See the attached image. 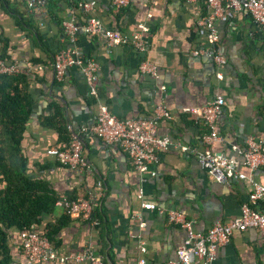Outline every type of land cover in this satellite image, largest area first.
<instances>
[{"label":"crops","instance_id":"0c3cea01","mask_svg":"<svg viewBox=\"0 0 264 264\" xmlns=\"http://www.w3.org/2000/svg\"><path fill=\"white\" fill-rule=\"evenodd\" d=\"M43 1L39 11L30 12L26 0H0V56L26 73L34 100L21 142L27 175L49 183L58 200L98 197L100 208L94 214L96 228L66 217L55 206L35 230L43 234L48 224L65 222L54 238L59 257L88 251L105 264L176 262L184 232L171 226L165 214L178 211L196 232H206L238 217L242 206L249 205L250 182L219 184L195 158H186L172 147L157 154L150 168L153 178L149 173H137L118 146L105 144L89 130L98 104L107 105L118 119L151 118L155 107L161 105L171 119L158 121L157 135L198 153L234 158L238 173L263 182L264 170L251 171L232 147L243 149L248 138L264 143V29L246 11L215 18L218 47L227 61L219 79L211 58L192 54L208 47L197 25L209 13L204 0H128L120 10L112 7L111 0ZM91 1L96 4L93 12L77 8ZM91 17L104 28L121 32L129 45L109 49L103 38L86 35L83 28ZM65 21L79 28L71 45L62 34ZM140 27L147 33L141 34ZM139 35L148 43L145 56L130 45ZM66 49L98 64L97 99L89 96L88 83L77 67L67 69L60 82L54 79L53 56ZM144 57L156 65V77L139 72ZM217 95L224 98L215 122L220 139L207 145L208 128L185 110L204 107ZM51 104L60 108L68 139L75 136L82 141L88 170H71L46 155L48 148L65 146L55 129L44 124L54 113ZM146 204L154 210H142ZM253 209L264 210V200ZM136 217L143 228L139 229ZM19 234L17 229L9 232L10 264H27ZM140 246L144 254L138 252ZM64 264L88 263L69 259ZM213 264H264V232L235 233L229 244L218 250Z\"/></svg>","mask_w":264,"mask_h":264},{"label":"built area","instance_id":"2783aa9c","mask_svg":"<svg viewBox=\"0 0 264 264\" xmlns=\"http://www.w3.org/2000/svg\"><path fill=\"white\" fill-rule=\"evenodd\" d=\"M147 3L157 0H144ZM192 2L195 0H185ZM209 13L201 18L197 25L203 30L206 50L193 51V56L205 55L211 58L218 71L216 76L221 79L223 69L226 65V57L220 52L218 43L219 36L214 28L215 18L223 17L224 13L246 11L253 21L264 29V0H204ZM128 0H111L113 8L120 10L125 8ZM28 11L37 12L44 6L43 0H26ZM95 2L78 4L77 8L84 13L93 12ZM62 34L68 44H73L79 28L72 21H65L61 24ZM141 34L147 33V29L140 27ZM83 32L88 36H98L104 39L109 49L129 45L128 39L118 30H109L103 27L100 21L89 18L83 28ZM132 48L141 56H145L148 51V43L141 35L130 41ZM77 67L84 75L88 86V94L95 99L98 98L99 66L91 59H83L76 55L71 49H66L53 56L52 68L54 79L60 82L67 69ZM141 74L156 77L157 67L146 57L142 59L138 66ZM21 72L16 63H8L0 58V76L17 75ZM224 98L217 95L209 100L204 107L185 110L190 115L195 116L209 130L204 142L210 145L219 141L216 132L215 122L222 113ZM168 111L161 105H157L151 118L143 119H118L105 104H98L95 123L89 128L92 134L108 145H116L127 156L132 168L139 174L149 173L153 178L155 173L150 170L156 162L159 152L168 148H176L180 154L186 158H195L200 168L211 175L219 184H227L232 180L249 181L251 192L249 195V205L241 208L240 215L226 224H216L206 232L198 233L194 230L192 222L188 221L184 215L178 211H170L165 214V219L171 226L178 227L184 232V239L176 251V262L169 264H213L218 250L229 244L235 233H246L250 230L264 232V210L257 211L253 206L264 200V179L257 182L251 176L237 172V162L234 158H227L221 154L198 153L192 151L188 146L173 143L166 136L157 135V123L159 120H170ZM232 149L241 155L244 164L251 171L261 168L264 170V143L261 140L248 138L243 149L233 146ZM83 144L77 137H72L64 147H52L46 150V155L53 158L58 164L71 170H88L89 165L82 157ZM55 206L60 207L69 218L79 219L90 226L98 227V221L94 214L100 208L98 197L88 196L87 198L57 200ZM142 210L153 211V205H142ZM136 222L139 219L136 217ZM138 227L143 228V223L138 222ZM20 249L27 264H64L71 259L74 262H87L88 264H105L101 258L94 256L91 252L85 251L79 256L68 258L59 257L54 246L46 236L37 233L34 227L24 229L19 234ZM138 252L144 254L142 247H138ZM137 264H144L139 260Z\"/></svg>","mask_w":264,"mask_h":264},{"label":"trees","instance_id":"16d2710c","mask_svg":"<svg viewBox=\"0 0 264 264\" xmlns=\"http://www.w3.org/2000/svg\"><path fill=\"white\" fill-rule=\"evenodd\" d=\"M0 58L6 61L5 56ZM28 84L23 71L0 76V264L11 262L10 230L21 232L36 228L44 215L53 213L58 200L49 183L27 175V159L21 150V142L34 108ZM51 107L54 113L45 118L44 124L54 128L60 140L67 144L70 139L60 108L56 104ZM64 224L63 221L50 223L42 235L54 245V238Z\"/></svg>","mask_w":264,"mask_h":264}]
</instances>
